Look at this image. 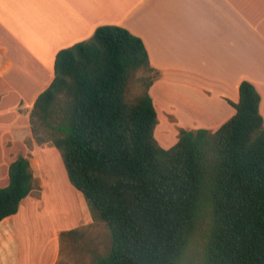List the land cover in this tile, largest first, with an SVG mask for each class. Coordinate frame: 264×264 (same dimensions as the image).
I'll return each instance as SVG.
<instances>
[{"label":"trees","instance_id":"1","mask_svg":"<svg viewBox=\"0 0 264 264\" xmlns=\"http://www.w3.org/2000/svg\"><path fill=\"white\" fill-rule=\"evenodd\" d=\"M53 73L32 103L25 143L58 150L106 225L109 246L91 264H264V122L251 82L239 83L237 102L228 100L235 111L216 130L179 128L164 148L149 94L158 74L138 36L100 25L56 52ZM7 177L0 221L39 188L27 155ZM81 235L68 229L60 240Z\"/></svg>","mask_w":264,"mask_h":264},{"label":"crops","instance_id":"2","mask_svg":"<svg viewBox=\"0 0 264 264\" xmlns=\"http://www.w3.org/2000/svg\"><path fill=\"white\" fill-rule=\"evenodd\" d=\"M103 24L121 26L142 40L158 74L149 88L155 128L216 130L234 113L228 100L237 102L242 80L258 91L264 122V0H0V186L7 184L8 165L18 156L12 147L31 135L28 114L53 78L56 52ZM65 193L54 195L66 204L64 211L73 209L67 221L76 212ZM28 196L0 225L18 215ZM24 221L0 226L2 264H57L66 221L42 214Z\"/></svg>","mask_w":264,"mask_h":264},{"label":"rangeland","instance_id":"3","mask_svg":"<svg viewBox=\"0 0 264 264\" xmlns=\"http://www.w3.org/2000/svg\"><path fill=\"white\" fill-rule=\"evenodd\" d=\"M137 76H145V73L139 71ZM21 108L25 107L23 106ZM20 112L19 124L20 127H22L24 125V112L22 109ZM169 120L172 121V116H170ZM178 129L179 128H177V132H175V127L171 125L165 127V129L156 127L155 138L162 147L168 148L177 140ZM2 135L0 128V137H2ZM14 139L18 140V137L16 136ZM25 139L15 143L12 150L16 155L28 156L35 172L34 174L39 180V188L34 190L27 197L25 201L26 206L23 205L24 208L19 211L18 215L14 217V219L8 221V223H2V225L6 223L18 226L17 224L24 220V222H33L36 220L37 216L41 214L46 217V220L56 222V219H58L60 223H64L66 221L64 218L68 216V213L71 214L73 209L68 213L64 211L67 207L66 204L59 196L57 197L54 195V192L60 189L66 192L65 194L72 192L69 197L73 199L76 216L71 220L68 219L62 224L60 229L68 230L78 228L80 232H82V235L78 237L63 236L61 238L60 256L57 264H91L92 257L94 255L104 254L109 246V234L106 225L100 221L93 220L82 194L68 181L61 156L57 150L49 143H43L37 147L34 145L33 139H31L32 146L27 147ZM12 145L10 139H8L7 146L11 147ZM52 162H54V167H52ZM18 230L19 229H17V231ZM7 236L8 234L3 237ZM2 262L3 255L0 253V264H2ZM185 264H189V260H186Z\"/></svg>","mask_w":264,"mask_h":264},{"label":"bare ground","instance_id":"4","mask_svg":"<svg viewBox=\"0 0 264 264\" xmlns=\"http://www.w3.org/2000/svg\"><path fill=\"white\" fill-rule=\"evenodd\" d=\"M30 82V81H29ZM35 82V81H34ZM32 83V82H31ZM41 83V82H40ZM38 84H39V82H38ZM160 132V131H159ZM168 137V136H167ZM168 140V139H167ZM168 143V142H167ZM169 144V143H168Z\"/></svg>","mask_w":264,"mask_h":264}]
</instances>
